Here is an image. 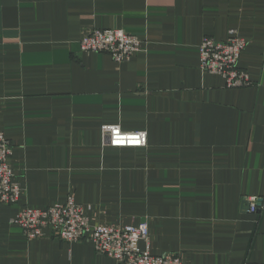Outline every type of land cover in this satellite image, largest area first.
I'll use <instances>...</instances> for the list:
<instances>
[{
    "label": "crops",
    "instance_id": "0c3cea01",
    "mask_svg": "<svg viewBox=\"0 0 264 264\" xmlns=\"http://www.w3.org/2000/svg\"><path fill=\"white\" fill-rule=\"evenodd\" d=\"M142 35L127 62L81 52L93 29ZM236 29L253 86L199 67L205 35ZM264 0H0V128L21 184L0 205V264H118L87 235L28 239L11 222L70 192L93 225H150L151 252L184 264H264ZM145 130L115 147L103 125ZM264 205V202H263ZM145 248V242H141Z\"/></svg>",
    "mask_w": 264,
    "mask_h": 264
},
{
    "label": "built area",
    "instance_id": "2783aa9c",
    "mask_svg": "<svg viewBox=\"0 0 264 264\" xmlns=\"http://www.w3.org/2000/svg\"><path fill=\"white\" fill-rule=\"evenodd\" d=\"M225 39L218 40L205 35L199 45V67L204 72L218 74L224 78L230 88L249 87L255 82L248 70L238 66L248 42L236 29H229ZM141 34L128 32L123 28L93 29L80 41L81 52L108 53L117 62L131 60L143 45ZM264 71V54L261 63ZM103 134L108 143L115 147L147 146L148 135L145 130L126 131L119 125H103ZM12 141L0 128V205L16 204L21 195V184L16 180L10 158L13 155ZM264 198L246 196L242 205L245 211L258 214L264 207ZM12 223L23 228L30 240L42 236L50 228L54 236L65 242H78L87 235L95 243L99 254L107 255L118 264H184L179 254H153L151 252L150 225L141 221L138 225H93L85 207L76 201L74 192H70L64 203L51 207L21 209ZM145 242L146 247H141Z\"/></svg>",
    "mask_w": 264,
    "mask_h": 264
},
{
    "label": "trees",
    "instance_id": "16d2710c",
    "mask_svg": "<svg viewBox=\"0 0 264 264\" xmlns=\"http://www.w3.org/2000/svg\"><path fill=\"white\" fill-rule=\"evenodd\" d=\"M241 56H242V55H241ZM240 59H241V58H240ZM238 66H241V65H240V61H239V64H238ZM241 67H242V66H241ZM242 68H244V67H242ZM244 69H245V68H244ZM246 70H247V69H246Z\"/></svg>",
    "mask_w": 264,
    "mask_h": 264
}]
</instances>
